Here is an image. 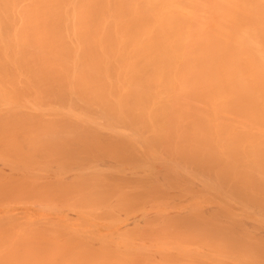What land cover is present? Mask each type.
Returning <instances> with one entry per match:
<instances>
[{"label":"bare ground","instance_id":"1","mask_svg":"<svg viewBox=\"0 0 264 264\" xmlns=\"http://www.w3.org/2000/svg\"><path fill=\"white\" fill-rule=\"evenodd\" d=\"M257 231L264 0H0V264H264Z\"/></svg>","mask_w":264,"mask_h":264},{"label":"rangeland","instance_id":"2","mask_svg":"<svg viewBox=\"0 0 264 264\" xmlns=\"http://www.w3.org/2000/svg\"><path fill=\"white\" fill-rule=\"evenodd\" d=\"M135 218H136V217H134V220H133V219H131V220L129 219V220L127 221V225H131V224H133V223H131V222L137 221V219L135 220ZM245 224H246L247 227L252 228V223H251L250 221H245ZM131 226H132V225H131ZM131 226H130V227H131ZM256 233H257L258 236H261V237L264 236V234L261 233L260 231H257Z\"/></svg>","mask_w":264,"mask_h":264}]
</instances>
